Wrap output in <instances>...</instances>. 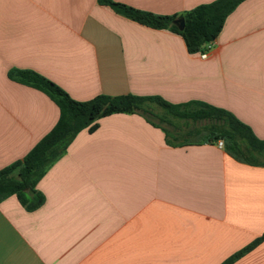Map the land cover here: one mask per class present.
<instances>
[{"label": "crops", "instance_id": "crops-1", "mask_svg": "<svg viewBox=\"0 0 264 264\" xmlns=\"http://www.w3.org/2000/svg\"><path fill=\"white\" fill-rule=\"evenodd\" d=\"M114 1L179 16L216 0ZM211 45L203 59L180 35L99 0H0V170L60 117L13 70L37 72L81 102L127 94L204 102L264 140V0L241 3ZM98 123L38 182L39 209L16 196L0 202V264H223L264 233V166L237 161L219 141L168 144L167 133L183 134L174 120L167 128L131 113ZM233 264H264V242Z\"/></svg>", "mask_w": 264, "mask_h": 264}, {"label": "trees", "instance_id": "trees-1", "mask_svg": "<svg viewBox=\"0 0 264 264\" xmlns=\"http://www.w3.org/2000/svg\"><path fill=\"white\" fill-rule=\"evenodd\" d=\"M246 0H216L200 5L182 15H157L134 8L114 0H99L101 5L109 6L117 14L138 24L168 30L180 35L191 54L203 52L222 32L227 18ZM184 19L183 30L175 24ZM12 80L30 86L46 94L59 108L60 117L56 126L21 160L0 170V202L16 196L29 212L39 209L45 203V196L37 189L38 182L51 165L67 151L78 134L87 130L90 133L99 128L98 121L114 114L140 113L153 125L149 116L153 106L163 111L157 116L159 123L171 125V120L204 123L203 130H191L177 137L167 133V143L176 146L200 144L207 139L209 143L223 141L226 151L237 161L254 166H264V140L258 138L253 130L241 122L231 112L204 102L193 101L173 104L160 96L100 95L90 101H77L55 82L31 70H13ZM197 135L199 139L190 137ZM171 138V139H170ZM264 242V233L242 251L230 257L223 264H233L247 252Z\"/></svg>", "mask_w": 264, "mask_h": 264}, {"label": "rangeland", "instance_id": "rangeland-1", "mask_svg": "<svg viewBox=\"0 0 264 264\" xmlns=\"http://www.w3.org/2000/svg\"><path fill=\"white\" fill-rule=\"evenodd\" d=\"M152 106H153V110L154 111H153V114L151 116H149V117L152 120H154L155 122H159V118L157 116L163 115L164 113L157 106H154V105H152ZM174 121L181 127V129H182L181 132L183 134H186V132H190L191 130H194V129L195 130H201V131L203 130L202 133H206V131L204 129H202V128H204V125H206V122H204V123H194L192 121H183V120H177V119H175ZM161 124L167 126L164 123H161ZM167 128H169V127L167 126ZM190 139L197 140L199 138H198L197 135H195L193 137L191 136ZM262 160H264V157H262Z\"/></svg>", "mask_w": 264, "mask_h": 264}, {"label": "built area", "instance_id": "built-area-1", "mask_svg": "<svg viewBox=\"0 0 264 264\" xmlns=\"http://www.w3.org/2000/svg\"><path fill=\"white\" fill-rule=\"evenodd\" d=\"M212 47V45L211 44H208L207 46H206V49L203 51V52H201V57L203 58V59H206L207 57H208V51H209V49ZM218 146L220 147V148H223L224 147V143H223V141H219L218 142Z\"/></svg>", "mask_w": 264, "mask_h": 264}, {"label": "water", "instance_id": "water-1", "mask_svg": "<svg viewBox=\"0 0 264 264\" xmlns=\"http://www.w3.org/2000/svg\"><path fill=\"white\" fill-rule=\"evenodd\" d=\"M175 24L179 27L180 30H183L184 26H185V20L184 19H178V20H176Z\"/></svg>", "mask_w": 264, "mask_h": 264}]
</instances>
